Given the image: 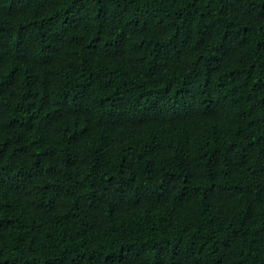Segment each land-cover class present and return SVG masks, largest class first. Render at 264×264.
Segmentation results:
<instances>
[{
    "label": "trees",
    "instance_id": "16d2710c",
    "mask_svg": "<svg viewBox=\"0 0 264 264\" xmlns=\"http://www.w3.org/2000/svg\"><path fill=\"white\" fill-rule=\"evenodd\" d=\"M0 264H264V0H0Z\"/></svg>",
    "mask_w": 264,
    "mask_h": 264
}]
</instances>
